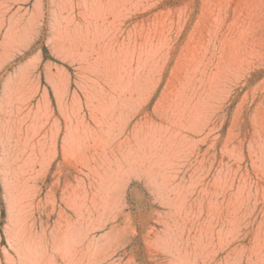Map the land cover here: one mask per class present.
Returning <instances> with one entry per match:
<instances>
[{
  "label": "rangeland",
  "instance_id": "obj_1",
  "mask_svg": "<svg viewBox=\"0 0 264 264\" xmlns=\"http://www.w3.org/2000/svg\"><path fill=\"white\" fill-rule=\"evenodd\" d=\"M0 264H264V0H0Z\"/></svg>",
  "mask_w": 264,
  "mask_h": 264
}]
</instances>
